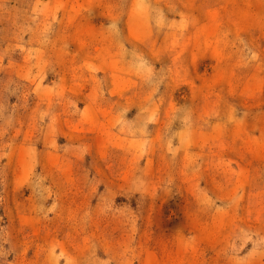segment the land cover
<instances>
[{"label": "rangeland", "instance_id": "1", "mask_svg": "<svg viewBox=\"0 0 264 264\" xmlns=\"http://www.w3.org/2000/svg\"><path fill=\"white\" fill-rule=\"evenodd\" d=\"M0 264H264V0H0Z\"/></svg>", "mask_w": 264, "mask_h": 264}]
</instances>
